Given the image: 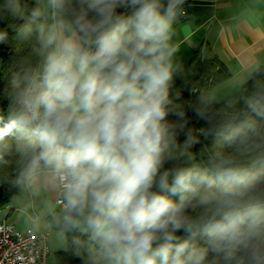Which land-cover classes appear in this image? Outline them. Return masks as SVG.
Instances as JSON below:
<instances>
[{
    "label": "clouds",
    "instance_id": "obj_1",
    "mask_svg": "<svg viewBox=\"0 0 264 264\" xmlns=\"http://www.w3.org/2000/svg\"><path fill=\"white\" fill-rule=\"evenodd\" d=\"M186 2L0 0V168L53 196L80 264H264V180L230 154L192 163L172 91Z\"/></svg>",
    "mask_w": 264,
    "mask_h": 264
},
{
    "label": "trees",
    "instance_id": "obj_2",
    "mask_svg": "<svg viewBox=\"0 0 264 264\" xmlns=\"http://www.w3.org/2000/svg\"><path fill=\"white\" fill-rule=\"evenodd\" d=\"M188 2L189 0L186 4ZM14 36L15 34L10 30L8 42L0 44V60L3 61L0 88L3 87V77L9 69V58L15 55L12 51L16 47ZM25 54L20 53V55ZM230 76V70L217 54L209 48L200 47L175 78L172 91L180 93V99L185 105L186 127L198 141L190 150L197 151L200 148L205 152V159H193L194 164L203 166L215 152L243 155L257 148L264 149V118L258 116L252 107L254 102L264 105V64L259 65L252 72L251 77L236 93L221 102L211 101L209 94L212 87ZM188 105L197 106L202 111L203 118H198ZM169 119L176 120V117L170 116ZM184 139L185 137L180 135L179 143L182 144ZM7 159H9L8 166L0 168V209L20 190L15 185L17 173L15 160L12 157ZM242 167L259 174L261 180H264V152L256 160ZM50 221L58 227L53 214L50 216ZM72 235L73 233L67 234L69 245ZM69 248L56 253L58 262L80 264L78 259L71 256Z\"/></svg>",
    "mask_w": 264,
    "mask_h": 264
},
{
    "label": "crops",
    "instance_id": "obj_3",
    "mask_svg": "<svg viewBox=\"0 0 264 264\" xmlns=\"http://www.w3.org/2000/svg\"><path fill=\"white\" fill-rule=\"evenodd\" d=\"M185 9L186 15L175 25L176 61L180 68L185 67L200 47L217 54L231 72L210 91V100L221 102L240 90L264 64V0H189ZM53 202V196L43 189L19 190L0 209V222L12 223L20 230L47 231L34 225L41 219L52 224L49 205Z\"/></svg>",
    "mask_w": 264,
    "mask_h": 264
},
{
    "label": "built area",
    "instance_id": "obj_4",
    "mask_svg": "<svg viewBox=\"0 0 264 264\" xmlns=\"http://www.w3.org/2000/svg\"><path fill=\"white\" fill-rule=\"evenodd\" d=\"M49 234V230H20L12 223L0 222V264H48Z\"/></svg>",
    "mask_w": 264,
    "mask_h": 264
},
{
    "label": "rangeland",
    "instance_id": "obj_5",
    "mask_svg": "<svg viewBox=\"0 0 264 264\" xmlns=\"http://www.w3.org/2000/svg\"><path fill=\"white\" fill-rule=\"evenodd\" d=\"M1 61V60H0ZM183 66V65H182ZM0 72H1V63H0ZM218 89V88H217ZM216 90L214 91V95H216L217 93H215ZM216 97H214L213 99H215ZM219 98V97H218ZM196 150V149H195ZM191 153L193 154L194 159H198V160H204V156H205V152L203 149L197 150V151H193L192 149L190 150ZM264 149L262 148H257L255 150H253L252 152L248 153H244L243 155L241 154H233L231 155L235 160L238 161V163L243 166L246 163H249L251 161L256 160L258 157H260L261 154H263ZM36 228H46L47 230L50 231L49 234V247H50V259H49V263L48 264H60L58 262L57 259V255L56 253L59 250H66L69 248V241L68 239L66 240H61L59 238V227L54 226V224H49L47 222V220H38L35 222L34 225Z\"/></svg>",
    "mask_w": 264,
    "mask_h": 264
}]
</instances>
